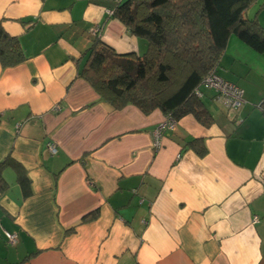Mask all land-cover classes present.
I'll list each match as a JSON object with an SVG mask.
<instances>
[{
	"label": "crops",
	"instance_id": "crops-1",
	"mask_svg": "<svg viewBox=\"0 0 264 264\" xmlns=\"http://www.w3.org/2000/svg\"><path fill=\"white\" fill-rule=\"evenodd\" d=\"M120 1L0 0L24 54L0 63V162L28 179L2 170L0 264H264V52L231 34L216 71L244 102L228 109L207 89L213 122L185 114L156 150L163 112L115 109L78 75L96 26L117 53L145 51L110 13ZM245 16L264 27V0Z\"/></svg>",
	"mask_w": 264,
	"mask_h": 264
},
{
	"label": "trees",
	"instance_id": "trees-1",
	"mask_svg": "<svg viewBox=\"0 0 264 264\" xmlns=\"http://www.w3.org/2000/svg\"><path fill=\"white\" fill-rule=\"evenodd\" d=\"M256 1H120L112 15L131 34L146 41L145 51L141 55L117 53L93 37L78 75L115 109L128 104L144 114L159 109L164 116L170 114L175 120L189 113L208 126L213 116L194 91L199 88L203 94V89H210L200 85L201 79L216 70L229 36L234 34L255 51L264 52V27L256 19L245 16L247 8ZM23 59L17 38L7 34L0 24L1 65L14 66ZM188 144L200 156L205 154L201 139ZM6 165L20 171L18 163L9 156L0 162V190L7 186L2 175ZM18 179L22 186L28 185V179L20 172ZM28 192V189L24 191ZM95 216L96 212H91L82 220Z\"/></svg>",
	"mask_w": 264,
	"mask_h": 264
},
{
	"label": "built area",
	"instance_id": "built-area-1",
	"mask_svg": "<svg viewBox=\"0 0 264 264\" xmlns=\"http://www.w3.org/2000/svg\"><path fill=\"white\" fill-rule=\"evenodd\" d=\"M98 32V26L94 27L91 30V33L94 35V37L98 35ZM200 85L206 88L213 89V91L217 94L216 97L218 102H220L224 107L228 109L236 110L244 102L242 89L235 84L223 79L218 75L215 69L209 71L206 75L203 76ZM194 94L197 97L202 96V92L199 90V88L195 89ZM175 128L176 120L170 114L165 115L163 120L160 121L151 132L153 138V147L156 150L159 149L161 145L160 139L163 132H165L166 130H175ZM47 147L51 153L56 152L54 143L49 142L47 144ZM257 219V216H255L253 221H256ZM4 235L8 242L14 243L16 241V235L14 233L4 231Z\"/></svg>",
	"mask_w": 264,
	"mask_h": 264
},
{
	"label": "rangeland",
	"instance_id": "rangeland-1",
	"mask_svg": "<svg viewBox=\"0 0 264 264\" xmlns=\"http://www.w3.org/2000/svg\"><path fill=\"white\" fill-rule=\"evenodd\" d=\"M252 10L250 9L249 15H251ZM207 89H203V92H205Z\"/></svg>",
	"mask_w": 264,
	"mask_h": 264
}]
</instances>
